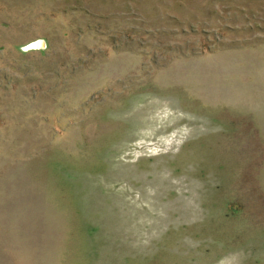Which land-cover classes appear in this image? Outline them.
I'll list each match as a JSON object with an SVG mask.
<instances>
[{"label":"rangeland","instance_id":"1","mask_svg":"<svg viewBox=\"0 0 264 264\" xmlns=\"http://www.w3.org/2000/svg\"><path fill=\"white\" fill-rule=\"evenodd\" d=\"M0 264H264V0H0Z\"/></svg>","mask_w":264,"mask_h":264},{"label":"bare ground","instance_id":"2","mask_svg":"<svg viewBox=\"0 0 264 264\" xmlns=\"http://www.w3.org/2000/svg\"><path fill=\"white\" fill-rule=\"evenodd\" d=\"M43 43H45V46L44 47H46V41L45 40H43V39H41V40H38V41H35L34 43L32 42L31 44L34 46H36V47H41L42 45H43Z\"/></svg>","mask_w":264,"mask_h":264},{"label":"water","instance_id":"3","mask_svg":"<svg viewBox=\"0 0 264 264\" xmlns=\"http://www.w3.org/2000/svg\"><path fill=\"white\" fill-rule=\"evenodd\" d=\"M45 46V43H43V45L41 47H44Z\"/></svg>","mask_w":264,"mask_h":264}]
</instances>
